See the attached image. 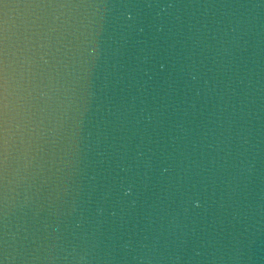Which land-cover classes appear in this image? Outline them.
<instances>
[{
	"label": "water",
	"instance_id": "obj_1",
	"mask_svg": "<svg viewBox=\"0 0 264 264\" xmlns=\"http://www.w3.org/2000/svg\"><path fill=\"white\" fill-rule=\"evenodd\" d=\"M0 264H264V0H0Z\"/></svg>",
	"mask_w": 264,
	"mask_h": 264
}]
</instances>
